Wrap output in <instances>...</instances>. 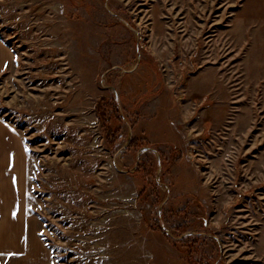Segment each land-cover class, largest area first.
Wrapping results in <instances>:
<instances>
[{
	"label": "rangeland",
	"instance_id": "374dc122",
	"mask_svg": "<svg viewBox=\"0 0 264 264\" xmlns=\"http://www.w3.org/2000/svg\"><path fill=\"white\" fill-rule=\"evenodd\" d=\"M192 3L0 0L6 229L51 264L259 263L264 93Z\"/></svg>",
	"mask_w": 264,
	"mask_h": 264
},
{
	"label": "crops",
	"instance_id": "0c3cea01",
	"mask_svg": "<svg viewBox=\"0 0 264 264\" xmlns=\"http://www.w3.org/2000/svg\"><path fill=\"white\" fill-rule=\"evenodd\" d=\"M204 1L192 0L190 9L197 14L205 10L207 18L211 16L206 22V29L211 32L207 42L213 43L217 39L219 35L216 31L227 33L228 40L235 41L238 47L244 49L243 64H248L251 76L256 79V87L263 94L264 0ZM4 190L0 189V264H51L48 248L39 240L35 231L23 229V226L6 229ZM17 219H20L19 216ZM253 255L258 264H264V224L257 233Z\"/></svg>",
	"mask_w": 264,
	"mask_h": 264
}]
</instances>
